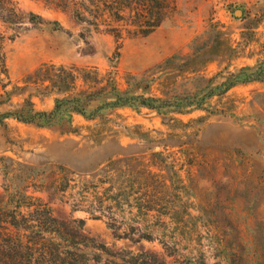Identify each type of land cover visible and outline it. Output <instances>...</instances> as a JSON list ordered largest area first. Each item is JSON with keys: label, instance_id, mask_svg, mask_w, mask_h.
Listing matches in <instances>:
<instances>
[{"label": "rangeland", "instance_id": "rangeland-1", "mask_svg": "<svg viewBox=\"0 0 264 264\" xmlns=\"http://www.w3.org/2000/svg\"><path fill=\"white\" fill-rule=\"evenodd\" d=\"M9 1L12 21L0 13V113L25 100L50 111L55 99L111 85L131 96L204 99L264 57V0ZM127 6L162 10V21L140 35ZM204 103L163 119L144 108L92 121L74 114L71 133L5 120L0 208L10 209L9 194H26L113 254L264 264V83Z\"/></svg>", "mask_w": 264, "mask_h": 264}, {"label": "trees", "instance_id": "trees-1", "mask_svg": "<svg viewBox=\"0 0 264 264\" xmlns=\"http://www.w3.org/2000/svg\"><path fill=\"white\" fill-rule=\"evenodd\" d=\"M125 9L133 19H138L134 23L140 31L139 34L143 36L157 28L162 21V10L154 15L148 6L145 12L135 10L131 6ZM139 12L141 17L138 15ZM0 13L4 14V18L2 16L4 20L12 21L15 12L9 0H0ZM35 19L39 18L30 16L32 23ZM1 42L0 35V52ZM253 82L264 83V57L255 66L243 67L231 74L225 82L214 88L215 90H210L204 99L211 98L217 93L223 94L237 85ZM196 97L197 95H190L168 101L142 95L131 96L111 85L109 90L103 88L95 93L82 92L71 98L55 99L53 109L50 111L36 110L30 100H25L18 109L0 113V127L4 125L5 120L12 119L24 125L37 128L57 127L62 133H71L72 115L76 114L86 121H92L98 118L102 111L120 108H144L155 112L163 119L169 114L205 111L204 99ZM6 207L10 209L0 208V264H99L102 256L96 251L103 253L110 264H163L155 256L144 252L136 255L124 250L117 254L109 252L106 246L98 244L95 238L88 237L82 232L74 234V229L55 219L45 204L26 194L18 193V196L9 194L6 198ZM73 208L78 210L77 206ZM90 211L89 207L85 210L88 213ZM110 228L113 229L112 226ZM76 238L83 240L82 243L72 242ZM140 238L152 241L150 234H143Z\"/></svg>", "mask_w": 264, "mask_h": 264}, {"label": "water", "instance_id": "water-1", "mask_svg": "<svg viewBox=\"0 0 264 264\" xmlns=\"http://www.w3.org/2000/svg\"><path fill=\"white\" fill-rule=\"evenodd\" d=\"M240 14H241V11L239 10L235 12V16H239Z\"/></svg>", "mask_w": 264, "mask_h": 264}]
</instances>
